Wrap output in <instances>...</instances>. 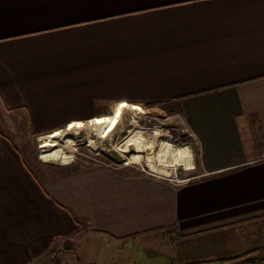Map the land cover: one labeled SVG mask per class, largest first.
Segmentation results:
<instances>
[{"label": "crops", "instance_id": "0c3cea01", "mask_svg": "<svg viewBox=\"0 0 264 264\" xmlns=\"http://www.w3.org/2000/svg\"><path fill=\"white\" fill-rule=\"evenodd\" d=\"M151 106L182 115L198 176L27 160L23 136ZM0 117V264H56L88 237L264 231V0H0Z\"/></svg>", "mask_w": 264, "mask_h": 264}, {"label": "rangeland", "instance_id": "374dc122", "mask_svg": "<svg viewBox=\"0 0 264 264\" xmlns=\"http://www.w3.org/2000/svg\"><path fill=\"white\" fill-rule=\"evenodd\" d=\"M134 109L137 111L123 108L118 119H114L117 109H111L108 112L111 115L94 119L101 120L99 123L82 124L79 130L70 129L69 124L59 131L63 134L59 145L50 141L58 132L46 137L23 136L25 147L32 151V158L27 155V160L49 164L58 171L70 167L72 172L104 163L175 183L198 176L201 172L199 145L182 115L159 106ZM92 110L95 114L107 111L101 104ZM113 124L119 125L111 138H101V130ZM0 126L4 128L1 117ZM70 139L73 142L66 144ZM133 155L143 156L142 160L132 159ZM144 239L118 243L88 237L76 256L60 258L56 264H78L77 257L81 264H242L244 259L237 256L250 249H259L255 256L264 259V231H218L183 241H176L168 233L156 232Z\"/></svg>", "mask_w": 264, "mask_h": 264}, {"label": "trees", "instance_id": "16d2710c", "mask_svg": "<svg viewBox=\"0 0 264 264\" xmlns=\"http://www.w3.org/2000/svg\"><path fill=\"white\" fill-rule=\"evenodd\" d=\"M167 233L169 235H172L171 232H167ZM135 238H138V236H135ZM174 239H176V241H177V240L183 239V237L178 235V236H174ZM258 250L259 249H250V250L246 251L245 253H241L240 255H238L237 258L244 259L242 264H264V259L262 257L255 256L258 253ZM69 251L72 253H75V251L73 249H70ZM59 252L60 251L55 252L53 256H55ZM76 260H77L78 264H81L78 257L76 258Z\"/></svg>", "mask_w": 264, "mask_h": 264}, {"label": "bare ground", "instance_id": "6f19581e", "mask_svg": "<svg viewBox=\"0 0 264 264\" xmlns=\"http://www.w3.org/2000/svg\"><path fill=\"white\" fill-rule=\"evenodd\" d=\"M135 114L137 113V112H134ZM124 116H125V114H123V115H121V117H120V119L121 120H123V118H124ZM123 122V121H122ZM119 124H117V125H112V126H110L107 130H101V135H100V137L101 138H107V137H109L113 132H114V130L117 128V126H118ZM83 126H78V127H74V128H72V130L73 129H78L79 130V128H82ZM123 127H124V125H123ZM113 136V135H112ZM63 134L61 133V132H59V133H56L55 135H53V136H51L50 137V141H52V142H54L55 144H58L59 145V142L60 141H63ZM110 138H111V136H110ZM48 140V139H47ZM71 142H73V139H70L69 141H68V143H66V144H69V143H71ZM142 157L143 156H141V155H133L132 156V159H138V161L140 162L141 160H142Z\"/></svg>", "mask_w": 264, "mask_h": 264}]
</instances>
